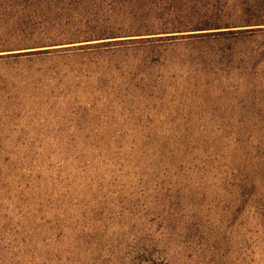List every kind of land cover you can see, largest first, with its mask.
Listing matches in <instances>:
<instances>
[{
  "label": "rangeland",
  "instance_id": "374dc122",
  "mask_svg": "<svg viewBox=\"0 0 264 264\" xmlns=\"http://www.w3.org/2000/svg\"><path fill=\"white\" fill-rule=\"evenodd\" d=\"M60 9L0 0V264H264V28Z\"/></svg>",
  "mask_w": 264,
  "mask_h": 264
},
{
  "label": "trees",
  "instance_id": "16d2710c",
  "mask_svg": "<svg viewBox=\"0 0 264 264\" xmlns=\"http://www.w3.org/2000/svg\"><path fill=\"white\" fill-rule=\"evenodd\" d=\"M60 4L61 12L66 10L78 11L80 8L91 9L102 5L107 0H53ZM113 7L123 6L124 4H131L138 9L139 17L147 24L153 25L154 20L169 26L167 29H159L163 31L145 33L146 37L132 38L126 40L146 41L147 43L160 44L164 42H186L196 39L201 33H194V31L208 30L213 28H230L237 26H252L246 29H232L224 31H216L218 34L223 33H238L241 31H254L262 29L264 25V0H109ZM236 7L238 11L244 13L242 18L232 19V23H221L220 18L216 19L214 12L218 15L219 12L224 11L228 7ZM202 9L205 11L202 17ZM155 10V13H154ZM132 11H136L132 8ZM210 13V15H208ZM214 14V15H213ZM248 14V15H246ZM155 15V19H154ZM241 15V14H240ZM217 20V21H216ZM234 20V21H233ZM217 22V24H216ZM229 24V25H228ZM148 26V25H147ZM165 30V31H164ZM205 33V32H204ZM156 34L157 36H154ZM208 34V32H206ZM205 34V35H206ZM105 35V34H104ZM133 35V34H131ZM127 35H113L100 37L103 38H118ZM130 36V35H128ZM120 41V40H114ZM111 42V41H107ZM86 45V44H84ZM262 139L255 138L257 144L255 151L250 156L252 164L258 165L264 161V132L261 134ZM253 138V137H252ZM257 161V162H253Z\"/></svg>",
  "mask_w": 264,
  "mask_h": 264
}]
</instances>
